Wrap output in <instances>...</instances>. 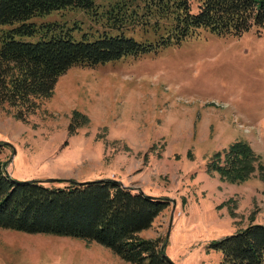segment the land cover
I'll return each mask as SVG.
<instances>
[{
    "label": "rangeland",
    "instance_id": "374dc122",
    "mask_svg": "<svg viewBox=\"0 0 264 264\" xmlns=\"http://www.w3.org/2000/svg\"><path fill=\"white\" fill-rule=\"evenodd\" d=\"M94 3L90 10L66 8L32 18L27 23L36 34L22 40L93 42L106 33L156 40L126 11L130 4ZM192 5L196 11L198 2ZM20 25L3 26L0 34ZM17 112L9 103L0 105L1 159L17 181L65 187L110 178L144 189L150 188L147 176L159 177L154 186L170 188L171 206L148 233L167 241L172 264H220L214 242L252 223L264 225V27L239 37L202 30L180 46L74 66L51 97L36 100L25 121ZM76 113L84 120L75 121L79 127L74 123L71 133ZM237 143L255 154L249 179L235 184L219 178V198L206 194L202 210L189 207L185 198L194 172ZM0 264L131 263L96 242L0 229Z\"/></svg>",
    "mask_w": 264,
    "mask_h": 264
},
{
    "label": "trees",
    "instance_id": "16d2710c",
    "mask_svg": "<svg viewBox=\"0 0 264 264\" xmlns=\"http://www.w3.org/2000/svg\"><path fill=\"white\" fill-rule=\"evenodd\" d=\"M193 1L198 2L196 11ZM119 3L130 4L126 11L141 27L152 29L157 35L154 42H138L123 33L117 37L106 33L93 42L64 36L24 41L23 37L36 34L34 24L27 23L32 18L66 8L90 10L94 0H0V32L3 26L21 23L0 34V105L18 108V118L25 121L36 100L51 97L59 78L74 66H97L180 46L202 30L239 37L253 27H264V0ZM82 120L76 113L71 133L76 131L75 121ZM3 147L0 143V229L96 242L131 264H172L165 253L167 241L141 237L171 206V199L152 197L110 178L72 181L65 187L20 182L10 176L1 159ZM254 158L249 146L237 143L224 155H213L207 171L221 181L245 183ZM211 247L221 251L220 264H264V225L252 223Z\"/></svg>",
    "mask_w": 264,
    "mask_h": 264
},
{
    "label": "crops",
    "instance_id": "0c3cea01",
    "mask_svg": "<svg viewBox=\"0 0 264 264\" xmlns=\"http://www.w3.org/2000/svg\"><path fill=\"white\" fill-rule=\"evenodd\" d=\"M207 167V166H206ZM194 180H193V184L190 186V191H189V195L187 193L188 196H186V203L189 207H191L192 209L198 211V210H202L201 206H198L199 203L201 202V199L204 195L208 194V195H217V198H219V194L217 193V189L219 188V177L214 176L212 174H209L207 171V168L200 171V172H194ZM100 179H107V178H100ZM159 177H154L149 175V177L147 176V182L150 184V188H144L142 189L141 187H137V188H133V189H142L143 192H145L146 194L152 196V197H159V198H169L172 199L170 197V193L166 190L170 189V188H164L163 186H159V188H161V190L156 189L153 183V180H159ZM26 181V180H25ZM121 182V181H120ZM122 183V182H121ZM125 187H129L132 188L129 185H126L124 183H122ZM149 189V190H147ZM164 191V192H163ZM165 196V197H163ZM177 205L178 203H180L179 199L177 198ZM188 201V202H187ZM212 204V203H211ZM176 205V207H177ZM216 206L219 207V202L216 203ZM214 207V206H212ZM170 208V207H169ZM190 208V209H191ZM174 209V207H173ZM172 220V219H171ZM149 231H144L143 233H141V237L146 238V239H156L157 236H150V233H148Z\"/></svg>",
    "mask_w": 264,
    "mask_h": 264
},
{
    "label": "water",
    "instance_id": "95a60500",
    "mask_svg": "<svg viewBox=\"0 0 264 264\" xmlns=\"http://www.w3.org/2000/svg\"><path fill=\"white\" fill-rule=\"evenodd\" d=\"M35 182H40V183H42L43 184V182L42 181H38V180H34ZM72 182V181H71ZM174 204H175V202H174ZM175 207V206H174ZM175 209V208H174Z\"/></svg>",
    "mask_w": 264,
    "mask_h": 264
}]
</instances>
